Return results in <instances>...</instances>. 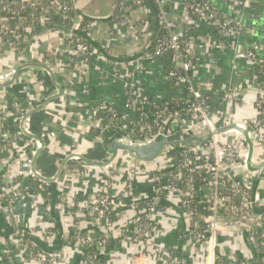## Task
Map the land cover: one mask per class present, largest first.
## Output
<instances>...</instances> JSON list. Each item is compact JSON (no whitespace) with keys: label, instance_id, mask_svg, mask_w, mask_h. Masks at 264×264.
I'll return each mask as SVG.
<instances>
[{"label":"crops","instance_id":"0c3cea01","mask_svg":"<svg viewBox=\"0 0 264 264\" xmlns=\"http://www.w3.org/2000/svg\"><path fill=\"white\" fill-rule=\"evenodd\" d=\"M166 1L169 18L179 27L178 35L195 64V69L189 73L190 83L204 95L205 107L211 113L215 126H221L220 121L237 124L256 117L258 93L252 64L245 57L235 54L227 45L223 46L211 25L195 24L194 17L182 0ZM209 2L211 8L219 14L238 20L241 26L235 39L238 52L252 50L264 62V0ZM73 3L74 10L89 22L85 36L93 46V52L87 63L81 62V55L68 45L67 48L59 45L56 34H41L36 39L33 50L42 55V61L34 59L33 64L25 69L24 75H18L20 80L25 77L30 92L27 97L36 107L54 93L53 79L47 75L44 66L55 70L52 61L54 57L70 60L67 74L56 72L54 75L57 80L63 76L64 81L67 75V91L51 98L41 110L32 113L26 124L29 131L35 134L41 130L46 133L48 152L42 151L36 158L35 172L46 179L55 180L48 182V191L34 189V183L26 169V182L30 181L26 184L28 190L19 197L12 212L0 204V264L5 259L6 248L12 251L11 264H83L85 247L82 249L70 244L69 232L63 228L65 210L74 212L79 226L85 232L94 235L100 232L94 218L89 216L86 204L96 198L97 190L101 188L103 167L88 165L84 178L77 179L72 178V172L68 171V167L73 168L77 162L67 160L64 165L61 162L65 154L70 152L94 161L106 158V146L114 141L116 133H97L91 124L90 114L87 113L78 120L76 117H69L70 111L90 109L95 101L112 102L121 116V123L126 125L133 117L132 111L124 106L130 88L135 93L144 95L153 104L172 103L177 110L178 103L184 104L189 99L186 85L167 76L168 55L147 58L160 32L154 2L145 0L141 5L133 4L126 13V23L117 20L122 12L117 13L121 11V4H124L121 0L115 14L113 11L116 0H73ZM12 56L6 49L0 51V63L9 62ZM111 61L118 62L116 72L112 70ZM0 79H3L2 75ZM22 80V83L0 86V104L9 101L12 94L22 90ZM227 88L234 89L235 97L225 101L222 94ZM172 124V128L179 125L177 121H172ZM206 133L208 130H202L201 135ZM218 137L220 142L230 144L238 150L235 162L225 163L223 171L233 179L244 181L252 193L258 196L251 211L256 217L263 215L264 175L252 168L264 161V143H253L250 164L247 165L249 146L241 133L226 130ZM21 145L31 171L33 156L26 144ZM1 163L4 165L0 164V171L6 169L4 180L16 179L17 169L12 165V157L3 159ZM111 179L109 191L112 195L127 192L125 174L114 172ZM153 184L150 176L138 180L133 187L135 198L147 201L152 199ZM180 199V192L175 190L165 202H156L160 212L159 221L147 241L124 240L114 232L95 264H161L158 254L165 251L182 255L191 264L204 263L207 244H194L183 238L189 212L179 206ZM131 215V210L124 212L125 217ZM195 220L202 219L197 216ZM255 223L253 228L257 232L259 251L248 240L249 220L241 219L235 223L220 225L215 233V249L225 264H264V223ZM15 224L25 230V235L36 245L38 252L58 253L59 257L41 263L26 251H18L14 247ZM47 232L52 233L50 238H47Z\"/></svg>","mask_w":264,"mask_h":264},{"label":"built area","instance_id":"2783aa9c","mask_svg":"<svg viewBox=\"0 0 264 264\" xmlns=\"http://www.w3.org/2000/svg\"><path fill=\"white\" fill-rule=\"evenodd\" d=\"M144 1L121 0L124 4H121L122 13L117 19L118 22L126 23V13L130 7L133 4L141 5ZM151 1L156 5L158 25L165 33L155 38L152 51L147 58L161 57L168 53L170 59L167 76L169 79L186 85L189 99L184 102L185 107L177 110L174 105L170 106L168 103L153 104L144 95H139L130 88L124 106L132 112H138L137 121L132 117V120L130 119L124 125L121 123V116L114 103L106 101H95L90 109L70 111L69 117L81 120V117L88 113L92 117L91 124L97 133H102L108 128H119L124 135L115 137L114 141H128L136 144L148 143L162 136L164 127L172 116L179 118L186 129L180 124L177 128L175 126L172 128L173 124L170 123L166 138L171 140L188 137L187 130L200 136L202 130L212 132L217 127L230 125V123L220 121L221 126H215L211 113L205 107L204 95L190 83L189 73L195 69V64L187 54L185 43L178 35L179 27L169 18L166 8L167 1ZM182 1L194 17L195 24L208 23L211 25L220 37L223 46L227 45L235 54L248 59L252 67L257 66L258 71L261 70L263 61L256 52L252 50L238 52L235 39L241 31V26L237 19L219 14L211 8L209 0ZM88 28L89 23L85 22L84 16L74 10L73 0H0V51L6 49L13 54L9 62L0 63V75L6 78L3 83L11 79L13 72L19 66L32 63L34 59L42 61V55L33 50L36 39L41 34H56L59 45H65L66 48L68 45L81 55V62L87 63L93 52V46L85 36ZM52 61L55 70L52 67L49 69L53 75L56 72L62 75L67 74L70 70L69 59L67 61L66 58L64 61L54 57ZM110 63L112 70L116 72L118 62L111 61ZM25 69L28 67L19 73L21 76L24 75ZM9 70H11L10 73ZM46 73L51 76L49 71L46 70ZM18 75L10 85L24 80L25 77L20 80ZM254 79L258 93L255 103L258 114L246 122L237 124L249 130L253 143L255 141L264 143V80L261 86L257 82L256 74ZM57 83L67 91V75L65 81L62 76ZM63 83H65L64 86ZM21 86V91L12 94L9 101L0 104V164H3L1 163L3 159L12 157V165L17 169L16 179L8 181L4 180L6 169L3 172L0 171V204H3L9 212H12L15 203L24 191L28 190L26 187L28 175L34 183V189L46 191L49 187L46 180H38L34 172L29 170V161H26L22 151L21 143L26 144L27 150L30 149L31 156H34L40 149L48 152V147L46 133L42 130L37 134L29 131L26 127L27 119L22 128L29 135L37 136L42 144L38 140L25 136L20 130L21 120L34 108L33 102L27 97L30 92L25 80L24 85ZM55 93L54 88L53 94ZM222 97L225 101L235 97L234 89H225ZM237 98L239 99V96ZM102 115H107L104 122ZM68 154L66 153L65 157ZM237 156L238 150L230 144L220 142L216 135L211 136L204 144L168 146L158 157L150 161L139 160L124 151L119 152L113 162L103 167L101 188L97 190L96 198L86 204L88 214L94 218L100 232H96V235L85 232L79 226L78 217L74 212L65 210L63 228L69 232L68 242L82 249L85 247L83 264H95L97 257L103 252L102 248L112 239L114 232L124 240L147 241L159 221L158 213L160 212L156 200L160 198L168 200L170 193L177 190L181 194L179 206L189 212L188 226L183 232V238L194 244L206 243L208 246L207 257L202 264H225L215 249V233L221 224H231L241 219L249 220L248 240L253 248L259 251L257 232L253 227L255 222L264 223V214L256 217L251 211L254 202L258 201V196L252 193L244 181L233 179L223 171V165L234 163ZM116 163L124 166L123 169L120 170L119 166L115 167ZM26 169H28V175L25 174ZM68 171L72 172V178L83 179L88 171V165L77 162L73 168L69 166ZM116 171L126 175L125 189L127 192L122 195H112L109 191L112 182L111 175ZM257 173L263 176L264 166L257 170ZM148 176L154 183V195L144 206H139L140 200L135 198L133 187L138 180ZM225 188L229 190V193H222ZM194 203L198 204L201 210L196 209ZM128 210L132 211V215L125 217L124 212ZM197 216L202 220H195ZM47 233V238H50L52 233ZM14 236L16 238L14 247L18 251H26L29 256L41 263L59 257L58 253L38 252L36 245L25 235V230L17 224L14 226ZM11 254V249L6 248L4 250L5 259L1 264H11ZM158 261L161 264H191L184 256L171 251L158 254Z\"/></svg>","mask_w":264,"mask_h":264},{"label":"water","instance_id":"95a60500","mask_svg":"<svg viewBox=\"0 0 264 264\" xmlns=\"http://www.w3.org/2000/svg\"><path fill=\"white\" fill-rule=\"evenodd\" d=\"M119 6H120V0H116V5L114 8L113 14H115L119 10ZM32 64L33 63H28L24 66H19L13 72L11 79L6 83H0V86H5V87L9 86L10 83L16 78V76L24 68L30 67ZM39 66H41V65H39ZM44 68L51 73V77L53 79L54 88L56 90V93L53 94L49 99H46L43 103L39 104L38 106L34 107L31 111H29L23 117V119L21 120V123H20V130L22 131V133L25 136H28L34 140H38L40 144H42V143L37 136L29 135L27 132H25V130L22 128L23 123L26 119H28L31 116L32 113L41 110L46 105L47 101H49L51 98H56L58 96H61L65 92V88L58 85L57 80H56L55 76L53 75L52 71L49 69V67L44 66ZM172 121H177L181 125V127L186 129L185 125L181 122V120L179 118H177L176 116H172L167 121V123L164 127V134L162 136L156 138L153 141H150V142L144 143V144L130 143L128 141H113L108 146H106V151L108 153V156L106 158L100 160V161H94L91 159H87L82 155L72 153V154H68L63 159L61 164L64 165L65 161L70 160V161H75V162H79V163H84L87 165H95V166L104 167V166L110 164L111 162H113L116 159V157L118 156V153L122 152V151L134 155L139 160L150 161V160L158 157L164 151V149L168 146H177V145L190 146L193 143L204 144L211 138V136H215V135L218 136L220 133H222L226 130H236L237 132H239L243 135L244 141L249 146L247 165L250 164V156H251L253 141H252L251 135L249 134V131L247 130V128L240 126L238 124H230V125H226L224 127H217L212 132H208V133L200 135V136L195 135L191 130H187L188 137L183 138V139L171 140V139L166 138V132L168 130L169 124L172 123ZM108 131H114L116 133L115 137H118V136L120 137V136L124 135V132L119 128H108V129H105L102 133L104 134ZM41 152H42V150L40 149L33 156V162L31 165V170L34 172V175L38 180H46L47 182H49L51 180L53 181V180H55V178L54 179H46L43 176H41L40 174H38L37 172H35V160L41 154ZM62 165L59 167L57 174L60 172V168L62 167ZM263 166H264V161L260 165L254 166L252 169L254 171H257ZM156 202L157 203L165 202V200L160 198V199H157Z\"/></svg>","mask_w":264,"mask_h":264},{"label":"trees","instance_id":"16d2710c","mask_svg":"<svg viewBox=\"0 0 264 264\" xmlns=\"http://www.w3.org/2000/svg\"><path fill=\"white\" fill-rule=\"evenodd\" d=\"M120 12H122V10L121 11H119L117 14H119ZM117 19H118V16H117ZM85 22L87 23L88 21H86L85 20ZM89 23V22H88ZM164 30L163 29H160V32L158 33V36H162V35H164ZM164 55H168V53H166V54H164ZM258 68L259 67H257V66H253L252 67V70L254 71V73L256 74V77H257V82L258 83H260V85L262 86L263 85V80H264V75H263V72H264V62L262 63V67H261V70L259 69V71H258ZM168 105H170V106H172V105H174V104H172V103H168ZM185 107V104H182V103H178V105H177V108L180 110V109H183ZM132 115H133V117L135 118V121H137L138 119H139V114H138V112L137 111H133L132 112ZM102 118H103V122L107 119V115H102L101 116ZM103 177V176H102ZM30 183V181H27L26 182V184H29ZM47 191H48V189H47ZM222 193H229V190L227 189V188H225L224 190H222ZM146 202H148L147 200H140L139 202H138V204H139V206H144L145 205V203ZM194 205L197 207L196 209H198V210H201L200 209V206L198 205V204H196V203H194ZM115 219V217L113 216V220Z\"/></svg>","mask_w":264,"mask_h":264},{"label":"rangeland","instance_id":"374dc122","mask_svg":"<svg viewBox=\"0 0 264 264\" xmlns=\"http://www.w3.org/2000/svg\"><path fill=\"white\" fill-rule=\"evenodd\" d=\"M114 165H115V167H118V166H119L120 170H122L123 167H124V166H121V164H118V163H116V164H114ZM113 167H114V166H113ZM116 173H120V171H116Z\"/></svg>","mask_w":264,"mask_h":264},{"label":"bare ground","instance_id":"6f19581e","mask_svg":"<svg viewBox=\"0 0 264 264\" xmlns=\"http://www.w3.org/2000/svg\"><path fill=\"white\" fill-rule=\"evenodd\" d=\"M6 78L0 79V82L3 83L5 81Z\"/></svg>","mask_w":264,"mask_h":264}]
</instances>
